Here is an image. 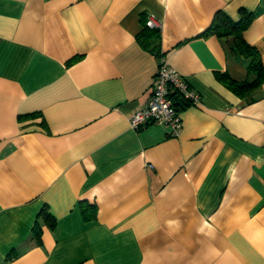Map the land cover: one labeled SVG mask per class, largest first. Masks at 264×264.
<instances>
[{
  "label": "crops",
  "instance_id": "1",
  "mask_svg": "<svg viewBox=\"0 0 264 264\" xmlns=\"http://www.w3.org/2000/svg\"><path fill=\"white\" fill-rule=\"evenodd\" d=\"M218 12L264 67V0H0V264H264V82L220 81L255 76ZM163 62L200 98L178 136L129 126Z\"/></svg>",
  "mask_w": 264,
  "mask_h": 264
},
{
  "label": "trees",
  "instance_id": "2",
  "mask_svg": "<svg viewBox=\"0 0 264 264\" xmlns=\"http://www.w3.org/2000/svg\"><path fill=\"white\" fill-rule=\"evenodd\" d=\"M251 20L250 16H244L234 22L225 14L218 12L212 18L210 26L202 33L203 37L215 36L221 39L228 52L234 58L240 57L245 60L247 71L255 76V79L251 82H234L227 75L220 76V81L239 96H249L264 82V67L261 58L257 51L244 39V32L248 29ZM143 24L144 28L137 36L138 43L144 50L159 54L160 30L147 27L145 22ZM172 97L178 107L179 98L175 95H172ZM82 213L85 219L94 218L96 215L95 205H90L85 209L82 208Z\"/></svg>",
  "mask_w": 264,
  "mask_h": 264
},
{
  "label": "built area",
  "instance_id": "3",
  "mask_svg": "<svg viewBox=\"0 0 264 264\" xmlns=\"http://www.w3.org/2000/svg\"><path fill=\"white\" fill-rule=\"evenodd\" d=\"M145 24L149 28H160L153 17H149ZM172 95L192 106L199 104V95L190 88L185 78L163 62L152 77L146 105L129 118L130 128L137 131L148 125H163L169 130L168 134L178 136L182 119Z\"/></svg>",
  "mask_w": 264,
  "mask_h": 264
}]
</instances>
